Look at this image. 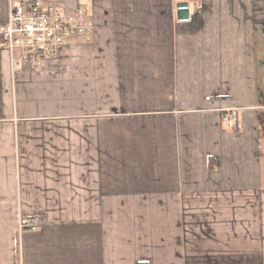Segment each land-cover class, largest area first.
<instances>
[{"label": "crops", "instance_id": "obj_1", "mask_svg": "<svg viewBox=\"0 0 264 264\" xmlns=\"http://www.w3.org/2000/svg\"><path fill=\"white\" fill-rule=\"evenodd\" d=\"M46 1L95 28L1 45L0 264H264V0Z\"/></svg>", "mask_w": 264, "mask_h": 264}, {"label": "built area", "instance_id": "obj_2", "mask_svg": "<svg viewBox=\"0 0 264 264\" xmlns=\"http://www.w3.org/2000/svg\"><path fill=\"white\" fill-rule=\"evenodd\" d=\"M9 7V17L0 26V33L14 74L23 68L41 69L46 59L58 55L65 46L79 39H92L95 23L84 5L68 12L46 0H16ZM223 120L234 127L239 125L238 114L232 109L224 113ZM44 222L45 218L37 214L21 218L19 226L38 230Z\"/></svg>", "mask_w": 264, "mask_h": 264}, {"label": "water", "instance_id": "obj_3", "mask_svg": "<svg viewBox=\"0 0 264 264\" xmlns=\"http://www.w3.org/2000/svg\"><path fill=\"white\" fill-rule=\"evenodd\" d=\"M177 16L181 21L188 20L190 18L189 1H181L177 4Z\"/></svg>", "mask_w": 264, "mask_h": 264}, {"label": "trees", "instance_id": "obj_4", "mask_svg": "<svg viewBox=\"0 0 264 264\" xmlns=\"http://www.w3.org/2000/svg\"><path fill=\"white\" fill-rule=\"evenodd\" d=\"M4 43H5V39H4V37H3V35H2V33H0V50H1V45H4ZM0 70H1V59H0ZM2 77H1V72H0V118L2 117Z\"/></svg>", "mask_w": 264, "mask_h": 264}, {"label": "rangeland", "instance_id": "obj_5", "mask_svg": "<svg viewBox=\"0 0 264 264\" xmlns=\"http://www.w3.org/2000/svg\"><path fill=\"white\" fill-rule=\"evenodd\" d=\"M45 222H46V220H45ZM43 226H44V225H43ZM43 226H42V227H43ZM42 227H41V228H42ZM38 230H39V229H38Z\"/></svg>", "mask_w": 264, "mask_h": 264}]
</instances>
